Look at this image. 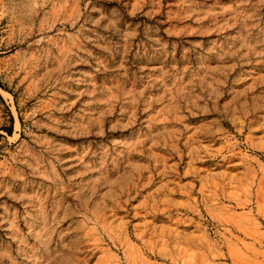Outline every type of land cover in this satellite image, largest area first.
Returning a JSON list of instances; mask_svg holds the SVG:
<instances>
[{
    "label": "rangeland",
    "instance_id": "1",
    "mask_svg": "<svg viewBox=\"0 0 264 264\" xmlns=\"http://www.w3.org/2000/svg\"><path fill=\"white\" fill-rule=\"evenodd\" d=\"M0 264H264V0H0Z\"/></svg>",
    "mask_w": 264,
    "mask_h": 264
}]
</instances>
